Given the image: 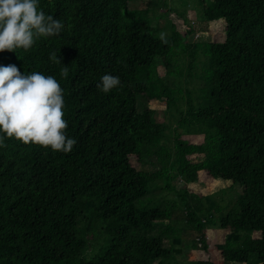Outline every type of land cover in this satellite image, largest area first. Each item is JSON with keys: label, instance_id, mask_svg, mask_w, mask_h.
Segmentation results:
<instances>
[{"label": "trees", "instance_id": "1", "mask_svg": "<svg viewBox=\"0 0 264 264\" xmlns=\"http://www.w3.org/2000/svg\"><path fill=\"white\" fill-rule=\"evenodd\" d=\"M143 1L0 0V264H178L175 233L208 251L206 229L224 264H264V0H200L225 26L200 44ZM201 170L240 185L233 209L173 184Z\"/></svg>", "mask_w": 264, "mask_h": 264}, {"label": "rangeland", "instance_id": "2", "mask_svg": "<svg viewBox=\"0 0 264 264\" xmlns=\"http://www.w3.org/2000/svg\"><path fill=\"white\" fill-rule=\"evenodd\" d=\"M147 1L148 0L132 3L130 7L143 9L146 7L145 4ZM198 2H200V0H155V3H157L158 7H155L154 10H147V16L150 19L151 27L154 29L153 31L155 33L156 31L158 32V30L162 31L163 34H159V32L158 34L160 37H164L165 35L169 34L168 28L170 24H173L178 33L181 36H185V33L189 29L188 25H190V27L192 26L195 29L194 32L188 35L186 41L194 44L223 42L225 40L224 22L217 21L210 24L206 23L199 12V6L197 4ZM183 17L187 18L188 25ZM201 51L202 49H195L197 57L194 63L192 78L196 80H199L201 74L204 71L205 58ZM182 63H184L182 60L178 61V64ZM159 74L161 76L164 74V68L162 66L159 67ZM170 81L174 82H172L174 86H184V83L182 82L183 78H170ZM192 97H194V94H192ZM141 103L143 105L145 104V101L141 100ZM151 108L154 110V122L157 124H165L168 122L167 115L163 113V104L161 102L153 101ZM174 112L175 110L172 108L171 115H173ZM171 126H174V123H171ZM181 139L187 141L190 144L202 142V139L196 136L182 135ZM171 140L169 142L170 146H172ZM189 159L193 160V162H197L199 160L197 155L190 156ZM154 165L156 169H160L166 167V162H156L153 164V166ZM137 168L142 170L148 169L147 166H141ZM217 183L219 182L214 181L206 174L205 171L202 170L199 171V180L193 184L184 186L179 181L173 182L177 188H185V190L189 192H195L202 197L206 195L211 197L213 196V198L216 200L222 197L223 200L221 201V204L227 206L228 210L233 209L237 199H239L241 194L240 185H232L230 182H220L219 185ZM158 186H161L160 182H158ZM156 197L157 199L162 200L170 199L173 197V195L169 192H163L158 194ZM205 233L209 239V245H211L208 251L194 250L191 247L190 238L185 236L183 231L179 230L175 233V235L181 237L182 240L180 245L175 246V248L178 249V252L174 257L178 264H188L189 262L198 261L201 259L210 260L214 264H224L220 261L219 253L213 248V244H219L223 241L225 231L221 229H206ZM258 236V233H254L252 237L258 238ZM90 250L88 252H90Z\"/></svg>", "mask_w": 264, "mask_h": 264}, {"label": "crops", "instance_id": "3", "mask_svg": "<svg viewBox=\"0 0 264 264\" xmlns=\"http://www.w3.org/2000/svg\"><path fill=\"white\" fill-rule=\"evenodd\" d=\"M208 239V238H207ZM209 240V239H208Z\"/></svg>", "mask_w": 264, "mask_h": 264}, {"label": "built area", "instance_id": "4", "mask_svg": "<svg viewBox=\"0 0 264 264\" xmlns=\"http://www.w3.org/2000/svg\"><path fill=\"white\" fill-rule=\"evenodd\" d=\"M198 36V35H197Z\"/></svg>", "mask_w": 264, "mask_h": 264}]
</instances>
